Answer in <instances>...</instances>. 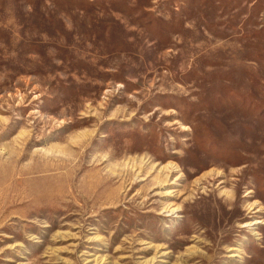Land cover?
<instances>
[{
  "label": "rangeland",
  "instance_id": "obj_1",
  "mask_svg": "<svg viewBox=\"0 0 264 264\" xmlns=\"http://www.w3.org/2000/svg\"><path fill=\"white\" fill-rule=\"evenodd\" d=\"M0 264H264V0H0Z\"/></svg>",
  "mask_w": 264,
  "mask_h": 264
},
{
  "label": "bare ground",
  "instance_id": "obj_2",
  "mask_svg": "<svg viewBox=\"0 0 264 264\" xmlns=\"http://www.w3.org/2000/svg\"><path fill=\"white\" fill-rule=\"evenodd\" d=\"M167 215H170V214H167ZM253 223H255V222H253ZM253 223H252V224H253ZM246 225H248V224H246Z\"/></svg>",
  "mask_w": 264,
  "mask_h": 264
}]
</instances>
